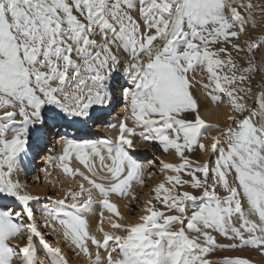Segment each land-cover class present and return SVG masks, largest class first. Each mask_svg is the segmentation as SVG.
<instances>
[{
	"label": "snow or ice",
	"instance_id": "1",
	"mask_svg": "<svg viewBox=\"0 0 264 264\" xmlns=\"http://www.w3.org/2000/svg\"><path fill=\"white\" fill-rule=\"evenodd\" d=\"M196 85L217 105L226 98L229 126L202 117ZM120 106L115 141L83 140L91 126L115 128ZM53 137L59 166L83 182L47 197L40 221L41 198L19 174ZM137 137L180 163L161 162L173 174L153 189L155 203L121 223L110 197L135 199L133 184L144 182ZM197 149L209 159L194 161ZM73 156L88 174L69 166ZM96 204L115 230L101 211L102 239L87 218ZM42 227L89 264H254L211 258L231 249L264 258V0H0V264H69Z\"/></svg>",
	"mask_w": 264,
	"mask_h": 264
},
{
	"label": "rangeland",
	"instance_id": "2",
	"mask_svg": "<svg viewBox=\"0 0 264 264\" xmlns=\"http://www.w3.org/2000/svg\"><path fill=\"white\" fill-rule=\"evenodd\" d=\"M235 55V53H234ZM241 56H243V54L241 53ZM259 59V57H257ZM246 59V57H245ZM195 80H201V79H205V77L197 72V73H193ZM256 81L259 82L260 81V76L257 75L256 76ZM256 91H259V88L256 89ZM193 93L194 95L198 98V101L201 105V115L202 117L209 123V124H219L221 125V127H227L229 126L230 122L227 121L226 117L229 114V108L227 105V100L226 98L224 99V101L222 103H220L219 105H217L216 102L212 101L206 94V90L204 88H202L200 85H196L193 88ZM255 103V99L254 98H249L248 100V104L250 106H253ZM119 110L115 111L112 116L110 118H114L116 116H120L121 118H123V116L125 115V113H120V109L123 108V106L118 107ZM129 126H134L132 124V121L129 120L128 121ZM101 125H97V126H92L91 130H83L82 133L80 134L82 136V138L86 137V132L90 135L91 132H93L94 137L90 138L89 141L91 142H96L100 139H105V140H109L104 134H101L99 132H95L96 128L99 127ZM95 129V130H94ZM86 131V132H85ZM137 131H139V129H137ZM217 132L215 129L211 130L208 132V136H214L216 135ZM56 140V139H55ZM54 139L52 140L50 145H53L52 147H54V151L55 154H53L52 156V161H55V163H52L49 169H47V164L43 163V164H38L37 165V170L35 171V173L33 174V178H31L32 176H30L28 179H24V177L19 174V178L26 182L28 184V188L31 192H33V194H36L38 196H40V201L37 204L36 208H37V220L43 221L45 219V215L46 214H41L43 212V209L45 208H49L52 206L51 201H49L47 199V197H51V200H57V199H62L65 195V190L68 189L69 187L72 188L73 190L77 189L79 183L83 182L81 180V178L79 176H76L75 179H71L69 178V176L64 172L63 168L60 167V161L57 159V157L59 155L62 154V151H58V147L56 146V142ZM139 137L135 138V143H136V150L134 152V156L135 158H137L141 163H143L146 167V171L143 177V183H134L133 184V188L131 189L132 193L135 196V199H133V196H127V198L125 197H119V195H117L118 197H114L115 199H120L121 201H116V200H112V198L110 197V200L112 202L115 203L119 202L120 207L118 210L120 213H122L124 220L120 221L121 223H135L138 221L139 216L144 214V207L145 204L148 200H153V202L155 203L154 199H153V189L161 182H163L165 180L166 175H172L173 173L170 171H165L163 169V165L161 162L163 163H175V164H179L180 163V158L178 157V155L174 152V150H171L173 153L171 158H170V150L165 153L161 146L158 143H149V142H145L142 141L141 139L139 140ZM204 143H210V140H205ZM48 150V148H47ZM46 152V151H45ZM44 152V153H45ZM48 155V152H47ZM191 156V158L195 161V160H199L201 162H204L206 160L209 159V157L207 155H205L203 152H201L199 149L193 151L192 153L189 154ZM41 156V155H40ZM39 156V157H40ZM76 158V157H75ZM73 160V158H72ZM78 160V159H76ZM169 160V161H168ZM154 161V162H153ZM74 162L76 163V161L74 160ZM98 164V166H97ZM69 166L72 167L73 169L78 168L80 171L87 173V170H84V166L79 162V160L77 161V164L73 165V163L70 161ZM81 166H83V168H81ZM96 166L99 168V160H96ZM56 169H54V168ZM57 167V168H56ZM32 169H30L27 174L33 170L34 165L31 167ZM48 170L47 172L45 171ZM60 171H58V170ZM54 170V171H53ZM60 172V173H59ZM185 179H187L188 177H184ZM85 183V186L88 187L87 183ZM184 190H191L188 189L187 187ZM97 194V195H96ZM221 194L223 195L224 193L221 191ZM94 195H96V198L102 199V197H100L98 195V193L94 192ZM115 196V194H113ZM145 196V197H144ZM125 199V200H124ZM127 199V201H126ZM125 201V202H124ZM159 206V205H158ZM103 211L104 212V222H108V217L111 216L112 214L109 213L107 210L102 209L101 206L99 204L94 205L93 208V212L92 214L88 215L87 218L89 220L90 223V230L93 234H95L97 236L99 231H96V228L98 226V222L100 220V212ZM113 219H115V217H112ZM59 228V226H58ZM41 230L43 232H45L46 234V238H48L49 242L51 244H53L54 246H59L62 248V250L64 251V254L67 256L68 260H69V264H89L87 257L83 256V254L80 255H76L74 254L75 250L73 249V247L68 244L64 238L61 235H58L57 232H52L50 229H46V228H41ZM110 231H115L114 229L110 230ZM122 234V233H120ZM214 235H217V241L218 243H228V241L214 233ZM98 238V236H97ZM100 239V238H99ZM102 239V238H101ZM13 243H21V241H14ZM91 247V245H90ZM94 251V249H93ZM38 256L41 260L46 261V256H45V252L43 250H39L38 251ZM223 256H246V257H250L254 264H264V258H262L259 254H257L254 251H250V250H235V249H231V250H218L217 253H215L211 258L217 261H221Z\"/></svg>",
	"mask_w": 264,
	"mask_h": 264
},
{
	"label": "bare ground",
	"instance_id": "3",
	"mask_svg": "<svg viewBox=\"0 0 264 264\" xmlns=\"http://www.w3.org/2000/svg\"><path fill=\"white\" fill-rule=\"evenodd\" d=\"M119 110V108H117L116 109V111H118ZM120 113H124V110H123V108H121L120 109ZM121 117L120 116H116V117H114V118H110V121H111V123H113V124H115L116 125V127L115 128H109V127H107V126H105V125H101V126H99V127H97L96 128V130H95V132H99V133H101V134H104L110 141H115L117 138H118V136H119V124H120V121H121ZM91 128H92V126H91ZM73 131V135H76V133H75V131L74 130H72ZM83 131V130H82ZM86 132V131H85ZM92 137H94V135H93V132H91V134L89 135L87 132H86V137H84L83 138V140H87V141H89V139L90 138H92ZM53 139L55 140V141H57V138H55V137H53ZM52 139V140H53ZM105 139H100V140H98V141H104ZM140 140V139H139ZM139 140H138V142H139ZM57 144H56V146L58 147V151H62V145H61V143L58 141V142H56ZM51 144V143H50ZM53 145H48V150H46V152L45 153H43V155H41L40 157H38V158H36L35 160H34V162H29L28 164H27V167L26 168H24V169H22L21 170V172H20V174L24 177V179H28L30 176H32L31 178H33V174L35 173V171L37 170V165L38 164H43V163H45V164H47V169H49L52 165L51 164H48L47 163V161H48V159L49 158H52V156H53V154H55V149H54V147H52ZM161 148H162V146H161ZM47 152H48V155H47ZM172 151H171V149H170V158H171V156H172V154L173 153H171ZM73 158V160L71 159V162L73 163V165H75V164H77V161L78 160H76L77 158H75V156H73L72 157ZM74 160L76 161V163L74 162ZM169 161V160H168ZM52 163H55V161H53ZM70 163V162H69ZM34 165V168H33V170L30 172V174L28 173L27 174V172L30 170V169H32L31 167ZM51 165V166H50ZM97 166H98V164H97ZM54 168V167H53ZM57 168V167H56ZM81 168H83V166H81ZM55 169V168H54ZM84 170H86L85 168H83ZM97 169H99L98 167H97ZM56 170V169H55ZM58 170V169H57ZM48 171V170H47ZM54 171V170H53ZM58 171H60V170H58ZM61 172V171H60ZM59 172V173H60ZM86 172V171H85ZM98 175H106V173H104V172H98ZM133 188V187H132ZM97 195V194H96ZM130 196V195H129ZM114 197H118L117 195H112L111 196V198H112V200H118V201H121L120 199H115ZM120 197V196H119ZM126 198H127V196H125ZM124 197V198H125ZM145 197V196H144ZM123 198V197H122ZM125 200V199H124ZM115 201V204H117L118 205V209L119 208H121L120 207V204H119V202H116ZM126 201H127V199H126ZM122 202V201H121ZM125 202V201H124ZM103 226H104V229L106 230V231H110V230H112V228L110 227V224L108 223V222H104V224H103ZM96 231H98V226H97V228H96ZM97 236H98V239L100 238H102V234L100 233V232H98V234H97Z\"/></svg>",
	"mask_w": 264,
	"mask_h": 264
}]
</instances>
